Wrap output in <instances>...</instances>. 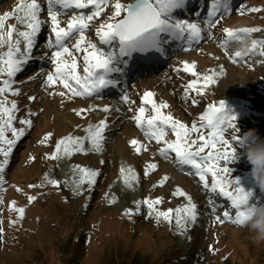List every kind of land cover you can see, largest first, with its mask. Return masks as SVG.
<instances>
[{"label":"rangeland","instance_id":"rangeland-1","mask_svg":"<svg viewBox=\"0 0 264 264\" xmlns=\"http://www.w3.org/2000/svg\"><path fill=\"white\" fill-rule=\"evenodd\" d=\"M20 2L0 0V15L15 12ZM131 2L121 0V3ZM114 3L115 0H110L85 33L102 51H107L109 45L99 44L95 30L102 23L113 22L109 17ZM210 3L211 0H190L185 10L176 13L179 18L200 23L203 39L198 44L188 48L184 42L171 41L163 54L150 60L134 54L126 65H120L123 73L97 69L95 78L103 75L106 80L115 82L104 84L106 92L98 87L91 95L75 96L60 84L46 88L44 74L53 66L47 57L40 58L45 52L49 55L51 52L45 47L50 25L42 26L33 59L14 77L13 88H19L20 93L6 94L9 101L16 100L18 104L14 126L26 127L19 122L23 118L32 119L33 126L13 147L2 174L0 264H32V261L69 264L74 260L78 264H106L128 262L134 257L147 258L151 264H186L188 261L193 264H264V240L256 238L247 222L239 225L223 217V212L228 210L234 218V210L227 197L211 192V174L206 177L209 188H205L195 175V169L180 165L174 153L167 159L162 157L159 148L163 144L149 139L145 130L132 119L145 91L154 93L157 103H167L168 107L161 109L164 114H171L189 128L193 121L199 127V117L209 104L218 106L221 100L225 103L237 99L240 105L225 110L236 116L235 123L241 133L255 129L264 139V56L260 55L264 49L258 45L250 57H235L237 51L251 48L253 40L264 41V0H229V10L218 14L216 18L220 23L215 28H209L204 22ZM42 8L41 18L47 19L46 2L42 3ZM250 8L259 11H249ZM92 10L90 6L82 11L90 14ZM78 11L81 10L70 9L61 16V26ZM4 23L6 33L8 26L17 21L11 15ZM18 28L23 30L20 25ZM224 28L258 30L241 32L239 42L225 45ZM6 50V45L0 48V51ZM75 55L77 73L83 75L84 53ZM184 62L195 65L196 75L182 70ZM177 68L181 70L176 71ZM41 70L44 74L37 75ZM213 73L219 75L203 92H185L191 80H197L196 87L200 88L204 84L203 76ZM4 78L0 77V82ZM125 94L128 102L122 99ZM193 99L196 104L192 103ZM103 101L107 110L101 105ZM145 107V117L152 115L151 106ZM100 120L105 121V131L99 151L86 139L82 151L64 153L61 150L53 158L59 140L66 136L85 137L89 126L98 125ZM166 131L167 140L176 138L173 132ZM202 131L207 136L209 130ZM233 132V128L227 129L225 138L231 140ZM6 134L11 137L10 132ZM199 135V132L193 133L191 139ZM132 140L143 145L139 152L136 150L139 145H133ZM153 163L157 167L149 168ZM220 166L230 167L229 178L252 193L250 202L264 203V191L258 187L252 165L245 156L237 152L236 159L227 164L220 161ZM83 168L98 173L95 184H89L86 177L80 183ZM51 180L59 183L52 184ZM177 191L185 195H177ZM29 196H34L35 200H29ZM189 197L191 203L197 205V219L188 220L181 228L176 223L175 210L187 205ZM145 199H159L154 205L159 211L172 209V220L149 216L150 210L143 203ZM19 208L24 209L23 216L17 211Z\"/></svg>","mask_w":264,"mask_h":264},{"label":"snow or ice","instance_id":"snow-or-ice-1","mask_svg":"<svg viewBox=\"0 0 264 264\" xmlns=\"http://www.w3.org/2000/svg\"><path fill=\"white\" fill-rule=\"evenodd\" d=\"M46 2V17L42 19V3ZM110 3V0H21L16 6L15 12H6L0 15V48L7 46L6 51H0V77H6L0 82V154L3 159L0 160V183L3 182V173L9 163V157L17 141L26 134V130L33 126L32 119L23 118L19 122L26 127H15L17 121L16 112L19 111L16 100H8L7 93L18 95L19 88H13L16 83L14 77L21 73L24 67L33 59V50L37 45V37L42 30L43 25H50V35L47 38L45 47L51 50L50 55L45 52L40 58L47 57L53 68L44 74V85L50 88L57 84L63 86L68 92L75 96L91 95L94 89L105 83H114V80H106L103 75L95 78L97 69H104L105 73H123L124 69L120 65H126L129 58L134 54L144 56L146 59H153L157 54H163L166 46L171 41L184 42L190 48L193 44H198L202 39V27L195 20L179 18L176 13L178 10H185L190 0H132L131 3H121V0H115L114 11L109 17L113 22L102 23L95 30V35L99 37V44H108L107 51H102L97 43H93L86 38V31L90 28V23L95 17H99ZM92 6L94 10L86 14L85 9ZM229 0H211L207 12V18L204 21L209 28H215L220 19L216 18L218 14L229 10ZM70 9L81 10L74 13L62 25L61 16L66 15ZM249 11H259L257 8H250ZM124 14L122 18L121 14ZM11 15L15 16L16 24L9 25L6 33L4 32L5 20ZM199 16V13H196ZM216 18V19H213ZM22 26L23 30L18 28ZM258 29H237L224 28L226 39L225 45L229 42H239L241 32L257 31ZM14 33L15 37L14 38ZM75 41L72 43V41ZM112 41H116L114 44ZM258 45L264 49V41H252V47L243 51H237L235 57H250L257 50ZM83 52V75L77 73V57L75 53ZM264 56V51L260 52ZM70 57L71 59H66ZM181 69L177 68L176 71ZM182 70L184 72L196 75L195 65L184 62ZM219 73L203 76L204 84L197 88V80H191L185 92L197 91L203 92L204 88L215 82L214 77ZM35 79V77H29ZM63 95L64 93H60ZM154 93L145 91L141 97V106L136 115L132 117L136 125L145 130L149 139L157 144H163L159 148V154L167 159L171 153L175 154V159L180 165H190L195 169V175L203 182L205 188H209V181L206 177L211 174L210 190L213 193L227 197L231 202V209L234 210V218L230 211L225 210L223 217L231 220L235 224L244 225L247 222L248 213L245 207L252 193L245 191L239 186L237 180L229 178L231 169L228 166H220V161L228 162L237 158V150L232 142L237 143L239 138L235 135L231 140L225 138V132L229 128H236V116L225 110L224 101L219 105L209 104L199 117L200 124L193 121L189 128L178 119H174L171 114H164L161 109L167 108L165 102L157 103L153 99ZM29 99H35L29 97ZM122 99L129 101L128 95ZM196 104L195 99L192 100ZM151 106L152 115L145 117L146 107ZM107 110V108L105 109ZM203 129H208L207 136L203 134ZM175 134L174 140H167V131ZM105 121L100 120L98 125L89 126L85 137L66 136L56 143L55 158L62 150L64 153L72 151H82L84 141L90 140L93 149L99 151L101 142L104 139ZM11 133V137L6 133ZM200 133L197 139H191V134ZM50 135V134H49ZM45 140L48 136H45ZM202 141L203 143H199ZM133 145H139L136 150L139 152L143 147L137 140H132ZM198 144V146H197ZM195 146V147H194ZM219 146V147H218ZM208 149L206 155L205 150ZM156 164H150L149 168L155 169ZM122 172L125 170H121ZM80 183L87 178L89 184H95L98 173L96 171L83 168L80 169ZM134 178V177H133ZM52 184H58L57 180H51ZM234 186V187H233ZM177 195H185L182 191H177ZM29 200H35L34 196H29ZM159 199H145L143 203L150 210L148 215H155L156 219L163 218L171 221L172 209L159 211L154 208ZM197 205L189 203L183 208H177L176 223L183 228L188 220L197 219ZM17 211L21 216L24 209ZM139 211V209H137ZM131 213V210H129ZM217 220L223 223V219L217 216ZM3 229H0L2 233Z\"/></svg>","mask_w":264,"mask_h":264},{"label":"clouds","instance_id":"clouds-1","mask_svg":"<svg viewBox=\"0 0 264 264\" xmlns=\"http://www.w3.org/2000/svg\"><path fill=\"white\" fill-rule=\"evenodd\" d=\"M233 129V135L239 138L234 147L250 162L252 175L258 187L264 191V139L260 138L255 129H248L243 133L238 127ZM245 211L248 213L247 226L249 230L256 233L257 239L264 240V203L250 202L249 199Z\"/></svg>","mask_w":264,"mask_h":264},{"label":"trees","instance_id":"trees-1","mask_svg":"<svg viewBox=\"0 0 264 264\" xmlns=\"http://www.w3.org/2000/svg\"><path fill=\"white\" fill-rule=\"evenodd\" d=\"M194 254H192L193 256ZM193 261H188L186 264H193ZM32 264H35V262H31ZM23 264V263H21ZM61 264H66L65 262H62ZM69 264H78L77 260H74L72 262H70ZM106 264H151L150 261L147 258L144 259H140L138 257H134L132 258L130 261L127 262V260L122 261L121 263H106ZM152 264H170V263H152Z\"/></svg>","mask_w":264,"mask_h":264},{"label":"water","instance_id":"water-1","mask_svg":"<svg viewBox=\"0 0 264 264\" xmlns=\"http://www.w3.org/2000/svg\"><path fill=\"white\" fill-rule=\"evenodd\" d=\"M224 104H225V108L228 109L240 105V101L235 99V100L227 101Z\"/></svg>","mask_w":264,"mask_h":264},{"label":"bare ground","instance_id":"bare-ground-1","mask_svg":"<svg viewBox=\"0 0 264 264\" xmlns=\"http://www.w3.org/2000/svg\"><path fill=\"white\" fill-rule=\"evenodd\" d=\"M99 89H102L104 92H106V91H105V90H106L105 85H101V86H99ZM96 92H97V91H96ZM99 94L105 95V93H99ZM101 105H102V107H103L104 109H106L105 101H103Z\"/></svg>","mask_w":264,"mask_h":264}]
</instances>
